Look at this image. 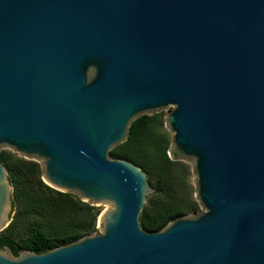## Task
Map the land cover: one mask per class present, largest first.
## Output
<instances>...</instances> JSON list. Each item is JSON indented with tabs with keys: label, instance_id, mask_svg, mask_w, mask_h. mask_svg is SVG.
Listing matches in <instances>:
<instances>
[{
	"label": "water",
	"instance_id": "obj_1",
	"mask_svg": "<svg viewBox=\"0 0 264 264\" xmlns=\"http://www.w3.org/2000/svg\"><path fill=\"white\" fill-rule=\"evenodd\" d=\"M168 108L200 211L145 230L155 189L111 149ZM104 203L100 233L0 264H264V0H0V149ZM0 161V232L13 210Z\"/></svg>",
	"mask_w": 264,
	"mask_h": 264
},
{
	"label": "trees",
	"instance_id": "obj_2",
	"mask_svg": "<svg viewBox=\"0 0 264 264\" xmlns=\"http://www.w3.org/2000/svg\"><path fill=\"white\" fill-rule=\"evenodd\" d=\"M170 144L171 133L165 125V112L160 111L134 119L129 125L127 139L110 151L112 159H125L139 166L155 189L148 196L140 215L141 226L152 232L161 231L178 217L200 211L194 188L188 182L189 167L169 156ZM0 161L6 166L13 186V209H25L18 210L17 213L26 212L40 216L53 212L59 218L64 217L59 224H32L19 237L15 228L18 217L16 214L9 226L0 232V247L7 245L15 254L23 250L43 253L97 231L99 212H95L88 205L67 206L70 194L56 190L40 177L37 178L32 161L4 151L0 152ZM44 194L56 198L51 209L47 208ZM67 214L80 216L81 220L75 222Z\"/></svg>",
	"mask_w": 264,
	"mask_h": 264
},
{
	"label": "rangeland",
	"instance_id": "obj_3",
	"mask_svg": "<svg viewBox=\"0 0 264 264\" xmlns=\"http://www.w3.org/2000/svg\"><path fill=\"white\" fill-rule=\"evenodd\" d=\"M163 111L165 112V115H166L168 113L169 109L166 108V109H163ZM1 151H4L6 153H11V154H13V155H15V156H17L19 158H22L24 160H27V161H32L35 164L34 166H35V171H36L37 178L40 177L43 180V178H42V161L41 160H39V159H30V158H27V157H25L23 155H19L17 152H15L13 149H11L9 147L1 148L0 152ZM179 161H182L183 163L188 165V167H189L188 182L193 186L194 191H195V175H194V172H193V169H192V160L188 159V158H182ZM68 193L70 194V197L68 198L67 206H70L71 204H82V207L88 205V206L92 207V209L95 212H99V214L103 210H105L106 208L110 207L109 204H104V203L93 204V203H90L88 201H85V200L81 199V197L78 194H76V193H73V192H68ZM194 195H195V193H194ZM43 198H44V201H45L48 209H51V207L53 205H55L56 198L53 195L44 194ZM12 200H13V190H12ZM18 210H25V209L20 208V207H16L15 209H13V211L11 213V216H10L9 224L16 217L15 215L17 214L18 217L16 219L15 228H16L17 235L19 237L22 236L23 232H25L26 229L29 226H32V224H36V223L59 224L62 221V219L64 218V217L59 218L51 210L50 211L52 213H45V214L40 215V216L28 214L26 212L17 213ZM66 213H68V212H66ZM66 216H68L69 219H73L75 222H78V221L81 220L80 216L70 215V214H67ZM9 224L6 227H8ZM96 228H97V231L94 234L100 233L102 231V229H103V226L99 223L98 220H97Z\"/></svg>",
	"mask_w": 264,
	"mask_h": 264
}]
</instances>
